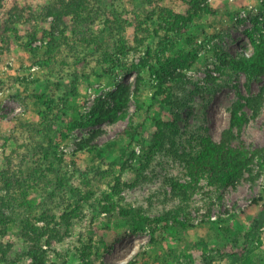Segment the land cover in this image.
Wrapping results in <instances>:
<instances>
[{"label": "rangeland", "instance_id": "374dc122", "mask_svg": "<svg viewBox=\"0 0 264 264\" xmlns=\"http://www.w3.org/2000/svg\"><path fill=\"white\" fill-rule=\"evenodd\" d=\"M189 1L91 0L96 18L77 33L70 17L68 29L57 25L54 17L45 18V8L58 0H0V213L24 214L33 228L31 235L12 228L8 237H0L12 245L2 264H32L26 252L34 244L46 252L47 264H82L79 241L93 246L92 240L102 235L107 244L99 247L96 264H127L140 251L150 254L151 264H179L166 256L182 253L192 255L188 264H264V200L253 203L264 187V75L249 78L221 67L224 55L239 58L253 53L249 33L256 19L263 18L264 0H207L212 14L197 19L187 31L170 33L158 19L160 8L186 14ZM139 22L149 29H139ZM49 32L54 33L58 49L51 65L44 67L38 62L50 52ZM255 35L260 37L259 32ZM180 53L193 59L183 71L185 80L167 85L178 129L163 126L164 148L148 166H142V157L130 158L122 168L127 141L119 134L133 115L136 122L145 123L144 137L149 136L155 116L172 120L170 110L152 105L158 84L154 70ZM113 55L129 70L117 69ZM142 57L151 64L140 72L142 109L137 111L131 95L126 118L86 123L97 110L113 107L111 95L117 84L134 89L139 73L133 65ZM39 97L52 101L51 109ZM235 110L246 121L241 129L233 128L234 142L248 143L261 155L220 192L203 180L189 199L174 197L171 181L190 182L187 161L201 149L203 137L221 141ZM70 116L85 124L65 139L60 131ZM90 138L107 149L105 160H92L87 150L80 149V143ZM135 150L142 154L140 146ZM105 171L128 183L139 182L123 190L122 205L155 218L181 204L185 212L181 220L189 227L177 226L174 235L158 234L153 243L151 229L133 233L117 213L97 211V200L109 191L108 180L99 176ZM4 173L9 182L3 180ZM72 188L82 194H74ZM89 189L96 205L83 201ZM25 200L28 207L23 206ZM73 213L68 221L67 214ZM48 230L51 246L44 236ZM202 241L207 251L195 245Z\"/></svg>", "mask_w": 264, "mask_h": 264}, {"label": "trees", "instance_id": "16d2710c", "mask_svg": "<svg viewBox=\"0 0 264 264\" xmlns=\"http://www.w3.org/2000/svg\"><path fill=\"white\" fill-rule=\"evenodd\" d=\"M191 5V8L186 12V14L173 13L169 9L160 8V14L158 19L160 23L164 22L166 27L170 29V33H177L180 31H187L194 26V23L197 19L202 18L204 15L212 14V9L209 7L207 0H190L188 2ZM96 10L91 3V0H58L54 5H48L45 8L44 16L45 18L54 17L56 24L59 26H64L68 29L66 20L70 17L73 19V23L77 26L75 29H82L85 25L89 26L92 24L93 20L96 18ZM263 18L261 20L256 19L254 23L253 30L250 31L251 42L254 47V51L250 55H242L239 58L229 57L224 55V58L221 61V67H229L236 71L246 74L249 78H259L264 75V11L261 13ZM151 20V19H150ZM82 23V26H78ZM137 23V22H136ZM74 25V26H75ZM138 27L141 30L147 31L149 26L146 23L139 22ZM89 30V29H88ZM259 32L260 37H257L255 34ZM63 33V32H62ZM49 36L53 39L54 33L49 32ZM172 35H168V38H171ZM169 40V39H168ZM166 40V41H168ZM56 40L53 39L49 45V53L47 58L43 61H39L40 66L48 67L53 61L57 51ZM170 43L173 45L172 41ZM167 42L164 44L166 46ZM56 46V47H55ZM58 53V52H57ZM192 56H194L193 51H189ZM148 56L150 53L147 52ZM113 62L117 69L129 70L128 67L124 66V62L119 60H114L116 55L111 56ZM188 53H180L177 58L172 60H166L162 63L160 70H154V75L158 80L157 90L155 91L152 97V105L163 111L170 110L172 115V120L169 122L163 121L160 117L155 116L153 118V125L149 136L144 137L141 134V129L144 128V122H136L134 115L131 118L129 124L120 132V140L127 141L126 148L122 149V168L127 164L131 159L142 158V166H148L150 162L154 159L155 155L164 148V140L166 138V129L168 127L171 131L178 129L179 117L174 113L176 111L175 103L169 101L166 95L169 93V88L172 83L179 85L185 80V71L188 67L192 65V59ZM161 62V59H158ZM151 64L147 60V57H142L140 62L136 65H133L134 69L138 70L137 82L132 90L131 86L124 84H117L116 92H114L111 97L114 102L113 107L106 109L105 107L99 109L94 113L90 120L86 123L88 124H97L104 120H117L127 117V110L129 107V101L131 95L135 98L137 102V111L142 109V100H141V82L142 77L140 72L142 69L149 67ZM171 95L170 93L168 96ZM166 97V98H165ZM40 101H43L44 104L50 107L53 104L52 101H45L39 97ZM250 103L254 102L249 99ZM46 119V118H45ZM246 121L245 117L238 114V110H235L233 113L232 126L229 130L223 133V137L220 142L214 141L211 137H203L201 140V149L194 154L187 161V169L190 175V182L184 184L177 182L176 180L171 181L172 192L174 197L181 199L183 201L189 199L195 191L200 187L201 181H206L209 187H214L215 192H220L222 189L234 184L241 175L253 164L257 156L261 155V152L258 150H253L251 145L245 142H234L235 134L233 133V128L241 129L244 122ZM85 123L78 120L77 117L70 116L67 118L66 126L60 131V136L62 138L68 139L69 135L76 129L83 126ZM95 138V136L93 137ZM93 138L85 140L80 143L81 150H87L89 154L92 155V160L100 159L105 160L107 157V149L99 146L94 143ZM140 146L142 154H137L135 147ZM111 148V147H110ZM109 149V147H108ZM4 176V181L9 182L8 176ZM99 176L102 179L108 180L109 191L104 193L103 198L95 202V198L91 196L94 195V191L89 189L87 192L84 191L83 201L86 203H96L98 205L97 211L107 213L112 215L117 213L119 217L124 220V223L128 227V231L133 233H139L145 231L147 228L151 229V241L157 243V235H174L176 234L177 226L182 228H188L189 225L185 220H181V215L184 212L182 205L176 206L171 211L164 212L162 215L152 218L148 215H143L134 208L124 206L121 203V194L123 190L127 188H133L137 186L138 181L128 183L121 180L118 176L108 174L106 171L100 173ZM74 194L81 193L77 188H72ZM82 194V193H81ZM264 200V187L262 195L253 200L254 204H259L260 201ZM30 203L26 200L23 201V206L28 207ZM95 204V205H96ZM8 205V204H6ZM32 210V209H30ZM66 217V216H65ZM75 217V214H67V220L71 221ZM66 219V218H65ZM31 219L26 216H11L4 215L0 213V237H8L11 233L12 228H16L18 232L22 235H31L32 228ZM103 231L108 230L102 228ZM29 230V231H27ZM49 231V230H48ZM46 231L45 235H48L46 244L51 246L53 243L52 234L50 231ZM104 233V232H103ZM58 235V234H57ZM108 237L110 234H106ZM88 236V235H87ZM103 236V235H102ZM99 240H92L94 245H88L79 241L82 245V250L80 251V260L82 264H96L95 259L98 257L99 247L101 245H106L104 242V237ZM111 236V235H110ZM43 237V236H40ZM93 238L92 236H88ZM36 246V244H34ZM195 245L201 246L205 251L208 250L207 244L205 241L200 242ZM31 247L26 252L28 255L32 256V264H47L46 262V252L39 251V248ZM12 248V245L5 244L0 240V264L6 262L9 256V249ZM179 260V264H188L192 263L193 257L188 253H182L181 255H168L166 259ZM150 254L145 251H140L138 255L134 258H131L127 264H151ZM185 262L182 263L181 261ZM249 263V262H248ZM247 263V264H248Z\"/></svg>", "mask_w": 264, "mask_h": 264}]
</instances>
